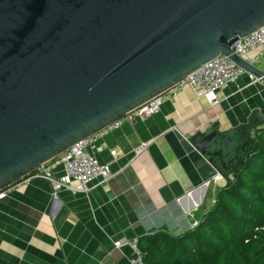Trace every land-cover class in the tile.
Returning a JSON list of instances; mask_svg holds the SVG:
<instances>
[{"label": "water", "instance_id": "water-1", "mask_svg": "<svg viewBox=\"0 0 264 264\" xmlns=\"http://www.w3.org/2000/svg\"><path fill=\"white\" fill-rule=\"evenodd\" d=\"M263 26L264 0H0V191L220 54L264 82L230 50ZM218 127L188 142L223 176L264 114Z\"/></svg>", "mask_w": 264, "mask_h": 264}, {"label": "crops", "instance_id": "crops-1", "mask_svg": "<svg viewBox=\"0 0 264 264\" xmlns=\"http://www.w3.org/2000/svg\"><path fill=\"white\" fill-rule=\"evenodd\" d=\"M257 54L253 66L264 72V47L244 59ZM218 98L210 106L184 88L166 96L157 114L100 132L102 151L95 157L109 164L111 177L103 184L93 181L87 193L61 190L52 198L49 184L32 176L9 187L0 201V264H128L131 251L114 242L190 230L221 183L189 137L212 123L218 131L235 127L253 109L264 114V82L250 84L242 76Z\"/></svg>", "mask_w": 264, "mask_h": 264}, {"label": "trees", "instance_id": "trees-1", "mask_svg": "<svg viewBox=\"0 0 264 264\" xmlns=\"http://www.w3.org/2000/svg\"><path fill=\"white\" fill-rule=\"evenodd\" d=\"M240 153L243 161L196 226L174 237L141 238L144 264H264V128Z\"/></svg>", "mask_w": 264, "mask_h": 264}, {"label": "built area", "instance_id": "built-area-1", "mask_svg": "<svg viewBox=\"0 0 264 264\" xmlns=\"http://www.w3.org/2000/svg\"><path fill=\"white\" fill-rule=\"evenodd\" d=\"M260 47H264V26L250 35L236 40L231 45L230 50L234 55L253 66V64L259 60L260 54L247 60L244 59V56ZM242 76H247L250 84L262 82L260 78L253 76L237 66L228 56L220 54L208 63L202 65L192 74L188 75L180 84L163 95L157 96L133 109L127 113L122 120L112 124L105 130H113L123 121L129 122L135 119L149 118L157 114L166 96L175 95L184 88L191 90L196 100L203 98L210 106H215L219 103V92L236 83ZM98 134L75 143L61 155L42 165L30 176L45 180L51 188L52 198H55L57 193L61 190L87 193L92 189L91 183L93 181H97L98 184L107 182L111 177L109 164L101 163L95 157L96 153L102 151L101 146L98 145ZM147 144L148 143H145L139 146L134 151V154L138 155ZM109 154L114 157L115 151H110ZM57 167L61 168L60 174L55 172ZM213 180L215 182H220V187H222L225 185L226 181L233 180V174L229 173L225 177L216 173ZM8 188L0 191V201L6 197ZM212 203H214V200ZM196 224L197 222L194 226H196ZM113 246L117 249L125 247L131 251L128 264H144L137 248L136 240L114 242Z\"/></svg>", "mask_w": 264, "mask_h": 264}]
</instances>
